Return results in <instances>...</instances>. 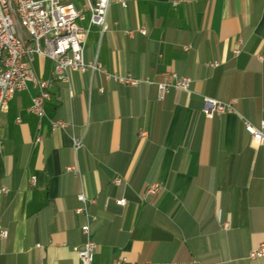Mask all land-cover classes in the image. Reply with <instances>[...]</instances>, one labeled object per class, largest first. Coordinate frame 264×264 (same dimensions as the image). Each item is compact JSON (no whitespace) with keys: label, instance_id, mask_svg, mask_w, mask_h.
I'll list each match as a JSON object with an SVG mask.
<instances>
[{"label":"crops","instance_id":"obj_1","mask_svg":"<svg viewBox=\"0 0 264 264\" xmlns=\"http://www.w3.org/2000/svg\"><path fill=\"white\" fill-rule=\"evenodd\" d=\"M125 1L111 0L105 33L89 29L83 60L151 84L75 71L57 82L52 61L36 56L35 75L51 82L44 117L29 113L30 85L0 115V264H81L79 194L95 199L86 205L94 264H264L248 258L264 243V144L244 129L264 120V0ZM162 72L189 77L190 92L159 99ZM204 97L234 110L208 119ZM154 183L161 191L145 198Z\"/></svg>","mask_w":264,"mask_h":264},{"label":"built area","instance_id":"obj_2","mask_svg":"<svg viewBox=\"0 0 264 264\" xmlns=\"http://www.w3.org/2000/svg\"><path fill=\"white\" fill-rule=\"evenodd\" d=\"M86 5L77 9L71 0H0V115L7 110L8 102L19 92L30 85L36 93L31 100L29 113L37 119L44 117V103L50 98V81L39 79L33 70L36 56L47 58L53 63V81L68 83L69 73H102L108 81L122 86L136 87L142 84H151L149 79H137L131 75H118L108 73L98 62L86 63L83 60L84 43L91 27H96L100 34L107 30L106 17L111 0H85ZM178 0L174 2H187ZM121 7L126 8L125 0H115ZM90 14L87 27L80 23L84 14ZM131 31L126 34H131ZM142 36L145 29H140ZM240 50L233 52L237 56ZM207 67L218 68V63H207ZM191 79L179 76L175 72H162L161 82L157 84L158 98L169 93L170 90L190 92ZM233 103H222L208 97L203 98L202 112L208 119L233 112ZM52 129H64L67 125L61 121H53ZM244 129L249 134L251 144L260 146L264 144V120L256 128L244 121ZM140 137H146L144 131L139 132ZM39 142L40 138L37 137ZM72 148L75 153L82 149V140L71 137ZM66 172L74 176L79 174L74 166L66 167ZM35 178L31 179L34 185ZM112 184L122 186L123 180L119 177L113 179ZM161 186L154 183L146 187L145 198L156 197ZM8 189L0 187V196L6 195ZM82 204L76 209L77 215H83L86 223L80 231L84 237L83 245L77 251L81 264H94L96 243L91 238L90 218L86 211L87 203L94 204L95 199L86 200L83 194L77 195ZM107 202V200H106ZM115 204L120 207L126 205L125 199H118ZM227 228V224L223 225ZM8 237V232L0 228V242ZM250 260L264 258V243L259 244L248 254ZM124 260L118 259L111 264H122Z\"/></svg>","mask_w":264,"mask_h":264}]
</instances>
